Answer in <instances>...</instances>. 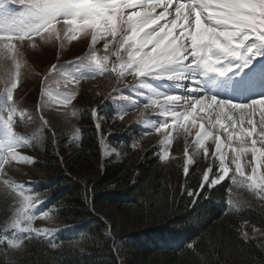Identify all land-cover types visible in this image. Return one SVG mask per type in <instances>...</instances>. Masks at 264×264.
<instances>
[{"label": "snow or ice", "instance_id": "6c2138e0", "mask_svg": "<svg viewBox=\"0 0 264 264\" xmlns=\"http://www.w3.org/2000/svg\"><path fill=\"white\" fill-rule=\"evenodd\" d=\"M11 5H18L19 10L9 11ZM78 38H90L88 51L66 64L87 57L96 69L90 76L97 72L114 74L118 87L109 97L126 87L147 90L140 91L145 102L139 122L151 116L160 117V122L147 131L154 129L164 135V150L157 155L158 160L168 159L172 133L183 132L187 138L195 130L191 143L185 145L183 172L189 173L193 156L200 152L205 158L211 156L215 170L210 165L203 173L200 191H188L189 196H199L206 188L231 181L232 185L246 186L264 199V92L248 93L241 99L206 87L209 82L225 90L237 85L247 89L264 87V0H10L6 5L0 2V92L6 93L9 101L6 111L0 109V120L8 132L7 142L0 141V176L3 166L10 161L35 163L32 157L17 151L30 145L17 130L20 124L35 128L36 132L34 122L38 119L49 128L52 139L57 138L45 113L58 111L50 101L47 82L52 78L50 72L61 64H54L50 72H45L39 98L28 109L14 95L20 84L19 69L25 50L36 48L37 40L59 42L62 50L65 42ZM100 41L103 54L97 55L96 45ZM68 76L65 74L64 79L68 80ZM86 77H71L65 87L72 91L58 101L60 106L71 102L75 96L73 85ZM128 77L132 78L130 82ZM153 79L173 81L183 92L162 93L148 82ZM91 115L99 130L97 108ZM209 140L214 143L211 152ZM113 154L120 155L115 148L102 152L104 157ZM0 183L7 187L13 181L3 179ZM225 191L230 193L231 187ZM42 203L39 197H23L13 207L0 231V247L20 250L25 240L33 236L51 235L48 229L32 226L37 215L30 213ZM227 204L234 206L231 199ZM235 207H240L239 202ZM39 218L48 219L49 211L40 213ZM242 239L252 238L244 233ZM50 242L53 248L57 247L54 241Z\"/></svg>", "mask_w": 264, "mask_h": 264}, {"label": "trees", "instance_id": "16d2710c", "mask_svg": "<svg viewBox=\"0 0 264 264\" xmlns=\"http://www.w3.org/2000/svg\"><path fill=\"white\" fill-rule=\"evenodd\" d=\"M59 133L37 152L31 183L56 225L68 228L56 248L36 237L19 253L0 247V264H264V203L248 192L232 209L228 181L189 196L200 191L195 163L183 176L153 144L101 159L96 142L73 145ZM7 216L0 200V226ZM237 218L263 232L244 241Z\"/></svg>", "mask_w": 264, "mask_h": 264}, {"label": "rangeland", "instance_id": "374dc122", "mask_svg": "<svg viewBox=\"0 0 264 264\" xmlns=\"http://www.w3.org/2000/svg\"><path fill=\"white\" fill-rule=\"evenodd\" d=\"M90 38L88 41H85L83 38H78L76 40L67 41L63 45V49L61 50V46L59 42L53 43H44L43 41L37 40V47L32 48L28 47L24 52V60L21 62L20 71V88L17 93L16 98L26 106L28 109H32L33 105L37 101L40 95V84L41 78L35 74L34 70H50V63L61 64L63 63V59L66 60L69 57L74 56V54L78 52H82L89 48ZM96 48L102 52L103 54V41H100ZM101 54V55H102ZM97 55H99L97 53ZM59 58V59H58ZM62 60V61H61ZM89 60V58H88ZM61 61V63H60ZM89 63L91 61L89 60ZM93 65V64H92ZM94 66V65H93ZM111 67V66H109ZM96 69L90 72L92 75ZM51 79L47 82V88L53 87V92L55 89L59 92L69 94L72 91L71 87L59 86L56 84H52V80H58L57 72H50ZM69 76L72 77H82L85 76L81 71H78L74 74L71 73ZM128 81H131V77L127 78ZM68 80H71L68 77ZM154 79L149 80L148 82L152 85L154 84ZM167 82L175 85L173 81L167 80ZM58 86V87H57ZM75 95H77V90L81 89V93L79 94L76 103L73 101L72 104H68L65 106H60L58 101L63 99L59 98L56 95H52L49 93L50 101L53 102L55 108L58 109L52 111H46L45 119L51 121L52 127L55 125L59 126L64 133L70 134L72 138L76 139H87L92 144L96 142L98 145V149L102 158H108L110 156L119 157L123 154V152L127 149V147H132L131 144L125 145L124 141H121L120 134H124L126 132V128L129 124H140L146 119L149 120V124L145 127V132L151 130V127L160 122V117H148L141 122L140 113L143 111V103L145 102V97L140 95V91L147 90H137L135 88H124L115 93L113 96L109 97L110 94L113 93V90L118 87L117 81L115 79L114 74H104L97 72L95 76H89L87 78H82L78 84H74ZM119 87H123V85H119ZM155 88V87H154ZM177 88V87H176ZM180 89V88H177ZM2 90V88H0ZM161 91V90H159ZM162 92V91H161ZM1 93V92H0ZM164 93V92H162ZM6 95V94H5ZM61 95V94H57ZM64 96V95H62ZM77 97V96H76ZM123 97V98H122ZM135 97V99H133ZM5 101L7 102V95L4 96L2 100H0V109L7 110V105H5ZM109 101L112 106V113L114 114L112 117L107 118L105 114H103L104 103ZM92 105H95L99 113V119L96 121L101 124V128L98 131V135L95 136L94 130L97 129L95 127V123L92 115L90 114V108ZM140 106V107H139ZM139 107V108H138ZM82 112V117H81ZM122 116V119L120 118ZM82 124L85 127L86 135H79V124ZM122 123V124H121ZM0 124L2 126V130L0 131V141L7 142L8 132L2 120H0ZM21 126L26 129L30 136V139H33L34 142L41 140V127L43 126L42 122L38 119L34 122V126H37L38 130L35 132V128H30L25 124H21ZM154 130V129H153ZM150 131L148 134H144L146 137L137 138L135 147L137 149L142 148L151 144V142H159L160 145V154L163 152V140L164 135L162 133H156ZM35 132V133H34ZM88 132V133H87ZM156 133V134H155ZM151 134V135H149ZM162 134V135H161ZM195 130H193V134L190 137H185L183 132L172 133V143L168 147L169 157L166 161L167 164L173 165L174 168L183 172V168L185 165V160L187 159L184 155L185 153V145L186 143H191L194 138ZM158 136L161 137L158 139ZM27 140V139H25ZM94 140V142H93ZM210 152L214 149V143L209 140L208 142ZM115 148L119 151L120 155H110L108 157H104L102 155L103 151H109ZM71 150V149H69ZM22 155L30 156L34 159V154L30 150L29 147H21L17 149ZM67 154L69 151L67 150ZM189 155H192V152H189ZM231 153L229 152V156ZM141 156H139L140 158ZM182 160V161H181ZM193 160L196 161L198 166V172L200 176L203 178L204 171L211 165H213L212 158L209 155L208 158H205L203 153H197L193 156ZM137 165V164H136ZM134 165V167L136 166ZM32 176L31 164L25 163L22 161H10L9 163L3 166V175L0 176V180L9 179L13 181L12 184L7 187L0 183V200H2L5 205L8 207V218L12 215V209L15 205H17L23 197H37L36 193L28 187L27 180ZM88 176V175H86ZM241 187L234 186L233 189L238 191ZM264 201V199H262ZM235 204V202L233 201ZM46 210H42L39 208V204L32 210L30 214L37 215V219L33 221L32 226L35 228L48 229L50 230L51 235H43L45 238H49L52 236L56 230L57 225L56 221L53 219L52 215L49 212L48 219L39 218L40 213ZM5 220V221H6ZM232 225L237 229V231L244 235L247 233L248 236H252L254 234H258L262 232V229L259 225L245 220V219H236L232 222ZM5 227V223H4ZM258 229L259 231H254ZM29 239L25 240L22 248L20 250H14L16 253L23 251L26 247V244ZM7 257H11L10 253H7Z\"/></svg>", "mask_w": 264, "mask_h": 264}]
</instances>
